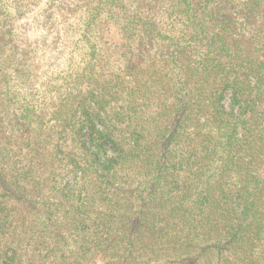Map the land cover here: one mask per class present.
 <instances>
[{
    "label": "rangeland",
    "instance_id": "374dc122",
    "mask_svg": "<svg viewBox=\"0 0 264 264\" xmlns=\"http://www.w3.org/2000/svg\"><path fill=\"white\" fill-rule=\"evenodd\" d=\"M0 264H264V0H0Z\"/></svg>",
    "mask_w": 264,
    "mask_h": 264
}]
</instances>
